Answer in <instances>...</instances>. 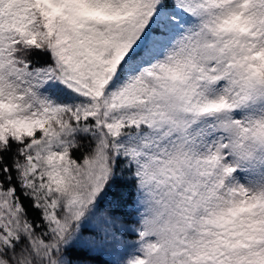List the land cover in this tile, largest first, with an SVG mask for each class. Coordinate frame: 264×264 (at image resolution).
<instances>
[{"label": "snow or ice", "instance_id": "obj_1", "mask_svg": "<svg viewBox=\"0 0 264 264\" xmlns=\"http://www.w3.org/2000/svg\"><path fill=\"white\" fill-rule=\"evenodd\" d=\"M0 264H264V0H0Z\"/></svg>", "mask_w": 264, "mask_h": 264}, {"label": "trees", "instance_id": "obj_2", "mask_svg": "<svg viewBox=\"0 0 264 264\" xmlns=\"http://www.w3.org/2000/svg\"><path fill=\"white\" fill-rule=\"evenodd\" d=\"M36 59H39V57H37Z\"/></svg>", "mask_w": 264, "mask_h": 264}]
</instances>
